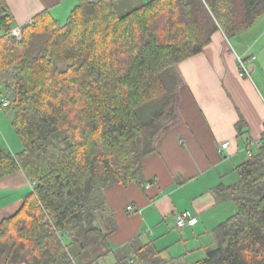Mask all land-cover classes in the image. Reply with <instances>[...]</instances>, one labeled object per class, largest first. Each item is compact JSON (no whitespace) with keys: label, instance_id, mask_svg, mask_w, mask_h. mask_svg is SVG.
I'll use <instances>...</instances> for the list:
<instances>
[{"label":"trees","instance_id":"16d2710c","mask_svg":"<svg viewBox=\"0 0 264 264\" xmlns=\"http://www.w3.org/2000/svg\"><path fill=\"white\" fill-rule=\"evenodd\" d=\"M263 14L264 0H146L123 13L114 0H77L64 22L42 10L17 38L0 0V94L22 146L0 145V179L21 170L32 183L0 217V264H90L109 253L117 225L104 190L143 185L145 156L182 122L179 63L217 30L232 37ZM245 152L237 180L215 187L234 211L190 264H264V140ZM134 240L129 253L115 250L116 264L166 263L152 241Z\"/></svg>","mask_w":264,"mask_h":264},{"label":"crops","instance_id":"0c3cea01","mask_svg":"<svg viewBox=\"0 0 264 264\" xmlns=\"http://www.w3.org/2000/svg\"><path fill=\"white\" fill-rule=\"evenodd\" d=\"M5 1L17 26L45 9L63 22L77 3ZM257 30L232 37L217 30L200 53L179 63L185 79L180 88L182 122L166 131L156 150L145 156L143 185L118 184L104 190L117 225L108 237L109 254L121 248L129 253L125 246L133 239L135 247L152 241L165 264H190L215 245L212 228L234 211L231 200L220 199L215 187L229 183L234 166L246 158L244 138L256 140L264 134V25ZM238 56L249 75L240 74ZM3 98L0 94V145L16 152L22 146L12 134V114L1 105ZM239 119L244 121L241 135ZM27 184L23 194L13 190ZM31 190L21 170L1 178L0 217L16 211ZM129 205L135 209L129 211ZM182 211L195 221L178 227L176 214Z\"/></svg>","mask_w":264,"mask_h":264},{"label":"rangeland","instance_id":"374dc122","mask_svg":"<svg viewBox=\"0 0 264 264\" xmlns=\"http://www.w3.org/2000/svg\"><path fill=\"white\" fill-rule=\"evenodd\" d=\"M146 0H114V2H115V4H116V6H117V9H118V11L119 12H121V13H123V12H126V11H128L129 9H131V8H133V7H135V6H138L139 4H141V3H143V2H145ZM65 20H63V22H64ZM262 25H264V14L262 15V16H260L256 21H255V23L252 25V26H250L249 27V29H247V30H245V31H242V32H250V33H257V29H259ZM248 72H249V70H248ZM249 74H250V72H249ZM248 74V75H249ZM0 90H2V89H0ZM12 130V134H13V136H14V138H16L15 140H16V142H18V144H21L20 143V140H19V138L17 137V135L14 133V130H13V128L11 129ZM15 140H14V142H15ZM16 144V143H15ZM230 182H234V181H236L237 180V178H238V175H237V173L236 172H233V173H231V175H230ZM227 181H228V178H227ZM29 184V183H28ZM28 184H27V186H26V188H25V186H21V187H19V188H15V189H13V190H17L18 191V193L19 194H23L24 192H26V189H28ZM29 187H30V184H29ZM232 202V201H231ZM231 204H233V202L231 203ZM234 206V205H233ZM233 210H234V207H233ZM231 213H233V212H231ZM215 244V243H214ZM108 249H107V247H101L100 249H99V251H97V253H102V252H105L106 253V251H107ZM110 253V252H109ZM109 253H106L104 256H102V257H99L98 259H97V261H94V262H92V263H90V264H116V260H117V258H118V256H120V254L119 253H115V254H109ZM91 254V253H90ZM198 256V255H197ZM195 256V257H193L192 258V260H190V261H194L196 258H198V257H200V256ZM92 256H88V257H86V259L85 260H87V259H90ZM202 257V256H201ZM194 259V260H193Z\"/></svg>","mask_w":264,"mask_h":264},{"label":"built area","instance_id":"2783aa9c","mask_svg":"<svg viewBox=\"0 0 264 264\" xmlns=\"http://www.w3.org/2000/svg\"><path fill=\"white\" fill-rule=\"evenodd\" d=\"M11 34L17 38H20L21 37L20 27L19 26L14 27L11 30ZM237 59L239 62L240 74L241 75H248L249 72H248V69H247L243 59L240 56H238ZM1 105L2 106L8 105V101L6 98H3ZM261 140H264V134L259 139L249 141V143L246 147L247 153L249 155L251 154L253 148L259 147L261 145ZM227 145H228V141L223 142V143H221L220 148L221 149L226 148ZM31 185H32V183H31ZM128 210L132 211V210H134V208L132 206H128ZM194 221L195 220H194L193 216L188 211L179 212L176 216V224L178 227H183L186 224H192Z\"/></svg>","mask_w":264,"mask_h":264}]
</instances>
